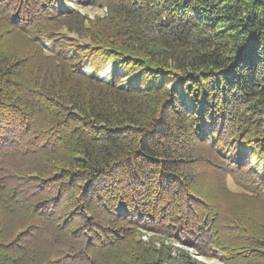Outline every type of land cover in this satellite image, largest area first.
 Masks as SVG:
<instances>
[{"label":"trees","instance_id":"16d2710c","mask_svg":"<svg viewBox=\"0 0 264 264\" xmlns=\"http://www.w3.org/2000/svg\"><path fill=\"white\" fill-rule=\"evenodd\" d=\"M193 254L264 264V0H0V264Z\"/></svg>","mask_w":264,"mask_h":264},{"label":"rangeland","instance_id":"374dc122","mask_svg":"<svg viewBox=\"0 0 264 264\" xmlns=\"http://www.w3.org/2000/svg\"><path fill=\"white\" fill-rule=\"evenodd\" d=\"M69 6H72L73 8L79 9L81 12L86 13L91 18L94 17L95 15H102L105 12V8L84 7V6H80L76 3H74L73 1L69 2ZM42 44L46 45L48 47V44L46 42H42ZM110 68H111V63H107L104 67L99 69V71L97 72V75L100 78H105V77L107 78ZM91 69H92V67L88 63L84 67V70L86 72L91 71ZM259 167L260 166H258L257 168H259ZM227 186L233 192L238 191V188H236V186L234 185L232 178L230 176L227 177ZM149 236H150V233H147V234L142 236V239L147 240ZM188 250L191 253L193 252V250L191 248H188ZM193 255L196 259L201 260V261L205 262L206 264H218L216 259H209V258H205L202 256H197L196 254H193Z\"/></svg>","mask_w":264,"mask_h":264}]
</instances>
